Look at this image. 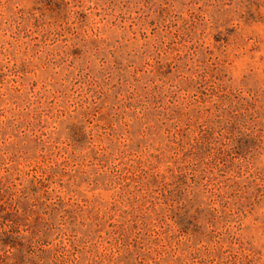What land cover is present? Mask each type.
Returning a JSON list of instances; mask_svg holds the SVG:
<instances>
[{
    "label": "rangeland",
    "instance_id": "obj_1",
    "mask_svg": "<svg viewBox=\"0 0 264 264\" xmlns=\"http://www.w3.org/2000/svg\"><path fill=\"white\" fill-rule=\"evenodd\" d=\"M0 264H264V0H0Z\"/></svg>",
    "mask_w": 264,
    "mask_h": 264
}]
</instances>
